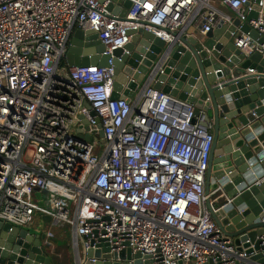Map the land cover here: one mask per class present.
Here are the masks:
<instances>
[{"label":"built area","instance_id":"built-area-1","mask_svg":"<svg viewBox=\"0 0 264 264\" xmlns=\"http://www.w3.org/2000/svg\"><path fill=\"white\" fill-rule=\"evenodd\" d=\"M128 1L124 19L108 8H123L117 0H0V222L32 231L39 215L57 255L51 227L70 230L75 264H94L89 250L112 264H264L253 259L264 249H238L209 210V197L219 206L206 192L214 132L205 112L154 88L153 72L131 100L112 97L114 50L130 31L153 32L169 52L192 24L207 32L245 20L250 0H222L229 12L212 0ZM76 29L97 31L109 66L62 65ZM235 35L253 50L248 34Z\"/></svg>","mask_w":264,"mask_h":264},{"label":"water","instance_id":"water-1","mask_svg":"<svg viewBox=\"0 0 264 264\" xmlns=\"http://www.w3.org/2000/svg\"><path fill=\"white\" fill-rule=\"evenodd\" d=\"M117 1L123 8L114 3L108 8L125 19L130 1ZM258 3L250 0L253 9L245 20L234 16L207 32L201 24L175 32L177 38L168 44L172 48L169 52L165 51V40L153 32L132 30L131 42L114 50L113 56V98L131 100L140 83L144 85L153 72L154 88L192 103L196 115L205 112V124L214 132L206 192L216 191L219 206L214 209L209 197V210L223 233L238 249L249 253L264 249V183L257 184L264 176V31L251 24L261 16L264 28V7ZM238 31L250 36L252 51L236 46ZM104 51L97 31L76 29L66 62L69 66L106 67L111 56ZM99 134L103 135V130ZM50 219L44 216L45 221ZM46 237L45 232L33 233L0 222V264H54L43 245ZM101 252L89 250L90 256L98 257L94 264H112L100 259ZM127 252L131 257L130 249L122 250L120 256L126 257ZM140 256L139 252L135 255ZM253 259L264 262L262 253Z\"/></svg>","mask_w":264,"mask_h":264},{"label":"rangeland","instance_id":"rangeland-1","mask_svg":"<svg viewBox=\"0 0 264 264\" xmlns=\"http://www.w3.org/2000/svg\"><path fill=\"white\" fill-rule=\"evenodd\" d=\"M143 84L140 83V86L141 87ZM95 136V134H94ZM102 142L104 143V140H102ZM97 150L100 151L102 146L101 144H98L96 146ZM213 197H216V194L213 195ZM43 224V219L39 216V215H36V218L34 220V224L32 225V232L33 233H36L37 231V226H40ZM44 228L46 229L47 226H49V223H46L43 224ZM64 238L67 240V241H70V238H71V234H70V230H67V232L64 234ZM51 239L56 241V242H61V239L57 238L56 236H51ZM80 254L82 257L85 258V252H84V242H83V239L81 238V245H80ZM53 260H54V264H75V252L74 250L71 248V247H68L67 249H65V251L62 252L61 255H57V254H51Z\"/></svg>","mask_w":264,"mask_h":264},{"label":"crops","instance_id":"crops-1","mask_svg":"<svg viewBox=\"0 0 264 264\" xmlns=\"http://www.w3.org/2000/svg\"><path fill=\"white\" fill-rule=\"evenodd\" d=\"M212 4L215 7L219 8L225 12H229V10L222 4V0H212ZM37 228L38 229L36 230L37 231L36 233H43L44 231L49 230L50 224H49V226H47L46 229L44 228V226L43 227L38 226ZM51 231L53 233L52 236H56L57 238L61 239V242L54 241L57 244L58 248L62 252L65 251V249H67L69 247V241H67L64 238V234H65L64 229L61 227H51Z\"/></svg>","mask_w":264,"mask_h":264},{"label":"trees","instance_id":"trees-1","mask_svg":"<svg viewBox=\"0 0 264 264\" xmlns=\"http://www.w3.org/2000/svg\"><path fill=\"white\" fill-rule=\"evenodd\" d=\"M62 65H63V66H66V65H67V64H66V61H63V62H62Z\"/></svg>","mask_w":264,"mask_h":264}]
</instances>
